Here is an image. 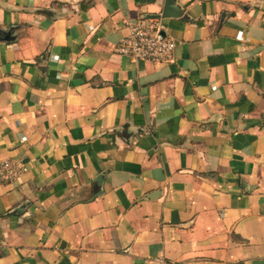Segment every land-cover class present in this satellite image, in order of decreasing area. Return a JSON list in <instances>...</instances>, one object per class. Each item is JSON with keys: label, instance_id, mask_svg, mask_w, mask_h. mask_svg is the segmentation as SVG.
I'll use <instances>...</instances> for the list:
<instances>
[{"label": "crops", "instance_id": "0c3cea01", "mask_svg": "<svg viewBox=\"0 0 264 264\" xmlns=\"http://www.w3.org/2000/svg\"><path fill=\"white\" fill-rule=\"evenodd\" d=\"M166 0H0V264H264V0H169L172 62L123 25Z\"/></svg>", "mask_w": 264, "mask_h": 264}, {"label": "built area", "instance_id": "2783aa9c", "mask_svg": "<svg viewBox=\"0 0 264 264\" xmlns=\"http://www.w3.org/2000/svg\"><path fill=\"white\" fill-rule=\"evenodd\" d=\"M124 34L114 45L116 55L129 61L165 65L172 62L174 41L165 34L164 18L139 17L123 25ZM24 167L18 161H0V184L13 181ZM155 264H177L163 258H155Z\"/></svg>", "mask_w": 264, "mask_h": 264}, {"label": "water", "instance_id": "95a60500", "mask_svg": "<svg viewBox=\"0 0 264 264\" xmlns=\"http://www.w3.org/2000/svg\"><path fill=\"white\" fill-rule=\"evenodd\" d=\"M176 10L177 9H173L169 3V0H166V3H165V7L163 9V12L161 14V17L162 18H167L169 16H171L170 14H175V15H178V13H176Z\"/></svg>", "mask_w": 264, "mask_h": 264}]
</instances>
